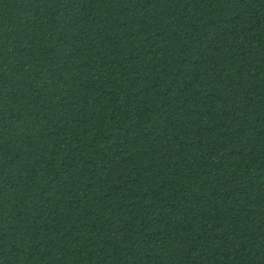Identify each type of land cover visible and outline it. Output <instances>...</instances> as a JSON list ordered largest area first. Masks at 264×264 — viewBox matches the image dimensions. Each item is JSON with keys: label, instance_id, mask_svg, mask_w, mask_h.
<instances>
[{"label": "trees", "instance_id": "obj_1", "mask_svg": "<svg viewBox=\"0 0 264 264\" xmlns=\"http://www.w3.org/2000/svg\"><path fill=\"white\" fill-rule=\"evenodd\" d=\"M0 264H264V0H0Z\"/></svg>", "mask_w": 264, "mask_h": 264}]
</instances>
